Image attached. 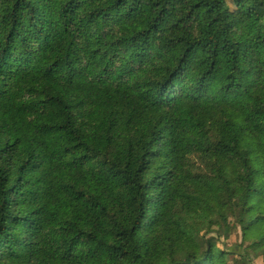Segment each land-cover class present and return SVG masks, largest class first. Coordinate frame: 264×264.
Here are the masks:
<instances>
[{
    "label": "trees",
    "instance_id": "trees-1",
    "mask_svg": "<svg viewBox=\"0 0 264 264\" xmlns=\"http://www.w3.org/2000/svg\"><path fill=\"white\" fill-rule=\"evenodd\" d=\"M252 253L264 0H0V264Z\"/></svg>",
    "mask_w": 264,
    "mask_h": 264
},
{
    "label": "rangeland",
    "instance_id": "rangeland-1",
    "mask_svg": "<svg viewBox=\"0 0 264 264\" xmlns=\"http://www.w3.org/2000/svg\"><path fill=\"white\" fill-rule=\"evenodd\" d=\"M241 242H242V237H241L240 232L234 233V235L229 240L225 241L228 248H230L231 250L236 251L238 253H241V250L239 247V244H241ZM220 246L222 247V245H220ZM251 257L253 259L252 264H264V259L262 257L257 256L254 253H252ZM233 263L246 264L244 261H241L240 258H236Z\"/></svg>",
    "mask_w": 264,
    "mask_h": 264
}]
</instances>
